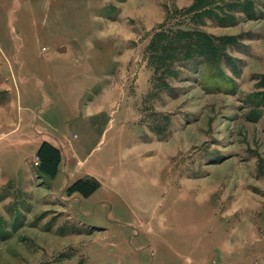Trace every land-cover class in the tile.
<instances>
[{
	"label": "rangeland",
	"instance_id": "obj_1",
	"mask_svg": "<svg viewBox=\"0 0 264 264\" xmlns=\"http://www.w3.org/2000/svg\"><path fill=\"white\" fill-rule=\"evenodd\" d=\"M0 264H264V0H0Z\"/></svg>",
	"mask_w": 264,
	"mask_h": 264
},
{
	"label": "bare ground",
	"instance_id": "obj_2",
	"mask_svg": "<svg viewBox=\"0 0 264 264\" xmlns=\"http://www.w3.org/2000/svg\"><path fill=\"white\" fill-rule=\"evenodd\" d=\"M175 147H176V146H175ZM135 151H136V149H135ZM136 152H137V151H136ZM132 156H134V155H132ZM161 157H162V156H161ZM165 157H166V156H165ZM165 161H166V160H165ZM165 161H164V162H165ZM165 163H166V162H165Z\"/></svg>",
	"mask_w": 264,
	"mask_h": 264
},
{
	"label": "trees",
	"instance_id": "obj_3",
	"mask_svg": "<svg viewBox=\"0 0 264 264\" xmlns=\"http://www.w3.org/2000/svg\"><path fill=\"white\" fill-rule=\"evenodd\" d=\"M43 149V148H42Z\"/></svg>",
	"mask_w": 264,
	"mask_h": 264
}]
</instances>
